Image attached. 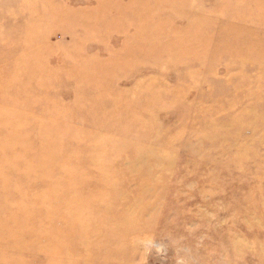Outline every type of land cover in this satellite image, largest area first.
<instances>
[{
    "label": "rangeland",
    "instance_id": "rangeland-1",
    "mask_svg": "<svg viewBox=\"0 0 264 264\" xmlns=\"http://www.w3.org/2000/svg\"><path fill=\"white\" fill-rule=\"evenodd\" d=\"M177 1L0 0V264H264V12Z\"/></svg>",
    "mask_w": 264,
    "mask_h": 264
},
{
    "label": "bare ground",
    "instance_id": "bare-ground-1",
    "mask_svg": "<svg viewBox=\"0 0 264 264\" xmlns=\"http://www.w3.org/2000/svg\"><path fill=\"white\" fill-rule=\"evenodd\" d=\"M192 1H195V0H178L177 1V3H174V4H171L170 3V5H178V6H180V7H183V8H187L188 9V7L190 6V4H191V2ZM255 1V3H254V6L256 7V11L258 12V13H261V12H264L263 10H264V0H254ZM230 2L232 3V4H236V1L235 0H230ZM147 5V4H146ZM145 5V6H146ZM148 6V5H147ZM149 7V6H148ZM123 7H120V9H122ZM151 9V8H150ZM220 9V8H219ZM218 9V10H219ZM152 10H154V11H157V9H152ZM238 20H240V19H238ZM264 20V19H263ZM261 21V20H260ZM238 30L239 31H241V27H237V28H235V29H229L228 31H225V35L226 36H230V35H232V36H235V35H239L241 38H242V40H241V42H243V43H245V42H250L249 40H248V38H250V36H248L249 34L248 33H246V34H244V35H240L239 33H238ZM243 31V30H242ZM28 32V31H27ZM248 34V35H247ZM251 44V43H250ZM252 46V45H251ZM253 47V46H252ZM16 162L17 161H15V160H11V162H9L8 160L6 161V165H5V167L4 168H0V171H4V172H6V171H9L11 168H13L14 170H15V166H16ZM22 166V165H21ZM27 167V166H26ZM23 171V170H22ZM0 192H2L4 195H5V191L3 190V189H1L0 190Z\"/></svg>",
    "mask_w": 264,
    "mask_h": 264
}]
</instances>
